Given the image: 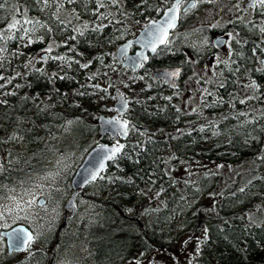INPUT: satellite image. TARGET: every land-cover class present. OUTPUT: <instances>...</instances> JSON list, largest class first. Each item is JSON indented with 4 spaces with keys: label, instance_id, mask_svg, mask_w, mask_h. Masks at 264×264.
Segmentation results:
<instances>
[{
    "label": "trees",
    "instance_id": "1",
    "mask_svg": "<svg viewBox=\"0 0 264 264\" xmlns=\"http://www.w3.org/2000/svg\"><path fill=\"white\" fill-rule=\"evenodd\" d=\"M100 2L0 0V146L24 132L33 148L39 128L75 117L97 123L98 116L115 112V92L126 95L129 108L123 118L129 122L128 136L124 149L101 175L106 199L95 200L101 204L103 225L94 234V260L99 263L133 260L166 247L141 210L129 209L143 187L172 194L176 181L170 173L177 161L233 165L264 153V76L256 78L257 91L243 90L249 92L244 96L230 87L224 69L217 86L203 94L202 114L184 113L168 86L152 82L149 75L155 68L176 65L179 59L171 57L167 62L159 50L148 66L133 73L115 57L116 47L133 36L132 22L144 26L158 18L163 0H117L116 4L102 0L104 6L98 7ZM26 19L33 24H24ZM14 20L34 30L27 35L21 25L9 30ZM76 22L89 24L78 29L82 24ZM50 46L52 51H45ZM115 142L109 135L98 141ZM242 196L231 195L227 201L238 202ZM220 219L208 229L200 264H263L264 227L245 224L230 212Z\"/></svg>",
    "mask_w": 264,
    "mask_h": 264
},
{
    "label": "rangeland",
    "instance_id": "2",
    "mask_svg": "<svg viewBox=\"0 0 264 264\" xmlns=\"http://www.w3.org/2000/svg\"><path fill=\"white\" fill-rule=\"evenodd\" d=\"M76 23L82 24L78 29L89 24ZM143 27L132 22V38ZM191 43L205 44L204 40ZM224 59L222 53L199 61L187 57L194 79L209 81L215 67L219 75L217 64L225 63ZM208 62L210 75L206 69ZM189 78L170 95L182 112L202 114L204 90H193ZM116 81L120 83L121 79ZM248 93L243 91L244 96ZM100 137L96 122L75 117L63 120L58 126L53 123L52 127L39 128L31 143L33 148L24 132L13 136L6 146H0V236L14 227L25 226L35 237L30 249L12 255L8 254L5 238L0 239V264H200L208 229L221 223L222 214L230 212L245 224L264 227V184H261L264 153L233 165L180 160L170 173L176 181L172 194L162 188L143 187L137 193L133 190L137 201L131 211L141 210L147 225L151 229L154 225L153 230L166 247L133 260L96 262L94 234L103 230V225L98 213L101 204L95 200L106 199L104 182L99 179L82 189L73 212L65 211V206L72 196L71 184L78 167L99 144ZM231 195H243V198L230 203L227 199ZM40 200L44 201L43 205H39Z\"/></svg>",
    "mask_w": 264,
    "mask_h": 264
},
{
    "label": "flooded vegetation",
    "instance_id": "3",
    "mask_svg": "<svg viewBox=\"0 0 264 264\" xmlns=\"http://www.w3.org/2000/svg\"><path fill=\"white\" fill-rule=\"evenodd\" d=\"M174 2L175 0H166V2L163 0L160 16ZM250 4L251 0H202L198 3L197 8L188 12L187 15L183 14L182 8L178 15L177 27L172 29L169 34L171 43L167 48L162 46L153 55L155 56L161 50L160 52L167 62L171 57L180 61L172 67L155 68L149 73L152 76L157 71L180 68L179 78L175 80L174 87L164 80H154L153 77L150 78L152 82H163L171 92H174L179 89V85L186 77H190L189 81L192 84L190 86L193 90L207 92L217 86L224 69H226L228 75L225 78L229 80L230 87L241 91H257L256 78L264 76V34L261 32V29L264 28V8L252 7ZM217 38L226 40L222 48L214 46V40ZM193 40L194 42L204 40L205 44L199 46L196 45L197 43H191ZM135 50L136 48L133 47L132 53ZM215 53H222L226 56L225 63L217 64L219 75L216 74V67L214 68L215 74L210 75V63L208 62L206 69L212 80L194 79L193 67L190 62L188 63L187 57L199 61V58L203 60L206 57L212 58ZM153 56L149 57L148 63L143 67L148 66ZM198 66L201 67L203 64H198ZM139 70L133 73H138ZM197 74L200 75L199 72ZM254 84L256 88H254ZM114 113L110 116H113Z\"/></svg>",
    "mask_w": 264,
    "mask_h": 264
},
{
    "label": "water",
    "instance_id": "4",
    "mask_svg": "<svg viewBox=\"0 0 264 264\" xmlns=\"http://www.w3.org/2000/svg\"><path fill=\"white\" fill-rule=\"evenodd\" d=\"M164 13L157 20H152V21L148 22L146 25H149L153 21H156V22L163 21L165 19ZM146 25L140 30V32L138 33V35L136 37L127 40L126 42L122 43L120 46L117 47L116 52H115V56H116V59L120 63L122 68L129 69L132 72H137L141 67L145 66L148 63L149 57L153 56L155 54L152 51H150V48L145 47V45L148 44V41L150 40V36L146 34L147 33ZM177 25H178V19L176 21L175 28L177 27ZM171 30L172 29L169 30V34H170ZM225 43H226L225 39L217 38L214 40V46L216 48H222L225 45ZM162 46H164V45H157V50L160 49ZM133 47H135L136 50L132 53ZM138 54H140L141 56L147 57V59L143 62V66H141L140 63H137L135 65L129 63L130 59H138ZM177 70L179 71V74H180V68H174V69H170V70L165 69V70L157 71L153 74V79L154 80H158V79L164 80V81L168 82L172 87H174L176 85L175 80L179 78V75L176 76L175 78L169 79L166 74L177 71ZM254 88H256L255 84H254ZM121 97L123 98V100H126L125 97L120 92H116L114 94V106H113V108L116 111V113L113 116L106 117V116L100 115L96 119L98 129H99V135L100 136L109 135L113 139L117 140V142L114 144H111V145L100 143V144L94 146L87 153L83 162L78 167L77 172H76V174L72 180L73 194L68 201L66 209L74 210L75 199H76V196L79 194L80 190L83 189L84 187H86L88 184H90L96 180V179L95 180L92 179L91 174L93 172H96L100 175L104 171V169L106 168V166L108 165V163L110 161L107 159H101V157L106 156V150L112 148L113 146H115L118 143L123 145L124 140L128 136V135L127 136L118 135L116 130H111V131L106 130L107 126L105 124V121L111 120L114 117H118L120 115L119 110H120V105L122 102ZM128 107H129V104L127 101V106H126V108L123 109V115L128 111ZM123 115H122V117H123ZM100 163L104 164L103 171H101L99 168ZM42 203H43V201H40V204H42ZM13 229H24L27 232L31 233L30 229H28L25 226H18V227H15ZM11 231H12V229L7 231V232L1 233V235L3 237H5V239H6L8 252L9 253H13V252L19 253V252L25 251L26 249H23L22 247L19 250H13V247L11 246V244L9 242L8 236L6 235V233H9Z\"/></svg>",
    "mask_w": 264,
    "mask_h": 264
},
{
    "label": "snow or ice",
    "instance_id": "5",
    "mask_svg": "<svg viewBox=\"0 0 264 264\" xmlns=\"http://www.w3.org/2000/svg\"><path fill=\"white\" fill-rule=\"evenodd\" d=\"M166 2V0H165ZM202 2V0H175V3L172 4L171 8H169L165 13V19L161 22H156L153 21L149 25H146L147 29V35L150 36V40L148 41V44L145 45V47L150 48V51L153 53L157 52V45H164L165 48L168 47L169 43L171 41L169 40V30L174 29L176 26V21L178 19V15L181 12V9L183 8V14L187 15L188 12L191 10L197 8L198 3ZM113 4L117 3V0H112ZM186 5V6H185ZM2 6V5H0ZM104 4L101 0V2L98 4V7H103ZM251 6L256 7L260 6L264 8V0H251ZM24 24H33L32 20H25L23 22ZM39 23V22H36ZM18 25H21V22L19 20H14L13 23L9 24L8 28L9 30L16 29ZM43 27V25H40ZM85 29H87V25L85 24ZM215 27V26H214ZM20 30L23 31L25 35H27L30 31H33L34 29H29L25 28L21 25ZM261 32H264V28L261 29ZM80 35H83L84 33L81 31L79 33ZM11 38V37H9ZM20 39H23V37H19ZM74 38V37H73ZM28 43L31 44L33 41L31 39L28 40ZM45 51L51 52L52 48L51 46L46 49ZM54 59H60L64 60V57H55ZM147 59V57L141 56L138 54V59H130L129 63L135 65L137 63H140L141 66H143V62ZM82 68H87V64H82ZM169 79L175 78L176 76L179 75V71H174L171 73L166 74ZM61 79H65V77H60ZM174 86V85H173ZM121 105H120V115L118 117H114L111 120L105 121L106 124V130L111 131V130H116L118 135L121 136H127L128 131H129V122L127 120L122 119L123 115V109L126 108L127 106V101L123 100L121 97ZM241 103H244V101H241ZM195 111V109H193ZM203 130V129H201ZM124 148V145L122 144H116L112 148L106 150V156L101 157V159H107V160H112L115 161L118 157V154L121 153V150ZM99 168L101 171L104 169V164L100 163ZM92 179L95 180L97 178L103 179V176H99L98 173L93 172L92 174ZM130 182V181H129ZM243 191V189H241ZM29 203H32V201H29ZM19 207V205H18ZM131 211V209H129ZM8 236L9 242L11 246L13 247V250H19L21 247L23 249H30L31 245L35 241V237L30 233L27 232L24 229H12L11 232L6 233ZM3 237L0 236V239Z\"/></svg>",
    "mask_w": 264,
    "mask_h": 264
},
{
    "label": "bare ground",
    "instance_id": "6",
    "mask_svg": "<svg viewBox=\"0 0 264 264\" xmlns=\"http://www.w3.org/2000/svg\"><path fill=\"white\" fill-rule=\"evenodd\" d=\"M119 46H120V45H119ZM43 58H45V56H43ZM128 70H129V69H128ZM152 77H153V76H152ZM124 115H125V114H124ZM124 115H123V117H124ZM123 117H122V118H123ZM123 119H124V118H123ZM124 120H125V119H124ZM97 126H98V125H97ZM104 136H105V135H104ZM101 137H103V136H101ZM123 145L125 146L124 143H123ZM123 149H124V148H123ZM123 149H122V150H123ZM122 150H121V151H122ZM111 161H112V160H110L109 163H110ZM109 163H108V164H109ZM107 167H108V165L106 166V168L104 169V171H103L99 176H101V175L106 171ZM97 179H98V178H97ZM97 179H96L94 182H96ZM94 182H92V183H94ZM92 183L88 184L87 186L91 185ZM71 186H72V184H71ZM87 186H86V187H87ZM86 187H84V188H86ZM84 188H83V189H84ZM72 190H73V189H72ZM72 194H73V193H72ZM70 198H71V197H70ZM76 198H77V196H76ZM40 201H43V200H40ZM40 201H39V205H43V204H44V201H43L42 204H40ZM67 204H68V203H67ZM75 205H76V199H75ZM75 205H74V209H75ZM66 206H67V205H66ZM66 206H65V211H71V212L74 211V210H71V209H66ZM17 227H18V226H17ZM14 228H15V227H14ZM31 233H32V232H31ZM32 235H33V233H32ZM1 236H2V235H1ZM33 236H34V235H33ZM2 237H3V236H2ZM4 238H5V237H4ZM5 240H6V239H5ZM7 250H8V248H7ZM25 251H27V250H25ZM25 251H23V252H25ZM23 252H19V253H23ZM19 253H16V252L9 253V252H8L9 255H12V254H19Z\"/></svg>",
    "mask_w": 264,
    "mask_h": 264
}]
</instances>
